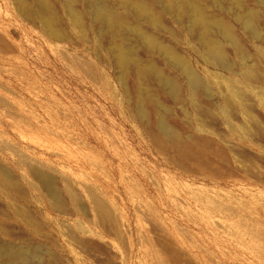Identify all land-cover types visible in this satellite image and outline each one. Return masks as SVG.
<instances>
[{
    "label": "rangeland",
    "instance_id": "374dc122",
    "mask_svg": "<svg viewBox=\"0 0 264 264\" xmlns=\"http://www.w3.org/2000/svg\"><path fill=\"white\" fill-rule=\"evenodd\" d=\"M36 2L0 0V264H264V0H47L55 39Z\"/></svg>",
    "mask_w": 264,
    "mask_h": 264
},
{
    "label": "bare ground",
    "instance_id": "6f19581e",
    "mask_svg": "<svg viewBox=\"0 0 264 264\" xmlns=\"http://www.w3.org/2000/svg\"><path fill=\"white\" fill-rule=\"evenodd\" d=\"M20 1V4H23V3H25L26 2V0H19ZM65 1V0H64ZM32 2V1H31ZM37 2H38V5H39V10L40 11H38L37 12V14H34L33 15V17L36 19V20H38V21H40L44 26H46L47 28H49V31H50V34H51V36L52 37H54V39H55V37H57L59 34L56 32V31H54L53 30V24H54V22L56 23V19H53V17L51 16V14L49 13V9L50 8H48V2H47V0H37ZM36 2V3H37ZM75 3V0H66V8H67V12L69 11H71V5L72 4H74ZM27 4V3H26ZM24 5V4H23ZM126 5V4H125ZM25 6V5H24ZM23 6V8H25V11H26V9L28 8H26V7H24ZM28 6V5H27ZM98 7V6H97ZM100 7V6H99ZM101 8V7H100ZM195 8V7H194ZM29 9V8H28ZM193 9V8H192ZM193 12H195V14H196V11H194V10H192ZM27 12V11H26ZM36 12V11H35ZM68 12V14H70ZM89 12V11H88ZM27 13H29V11L27 12ZM75 13V12H74ZM73 13V14H74ZM198 13V12H197ZM68 14H67V16H68ZM80 14V13H79ZM92 16H93V18L92 19H94V22L95 21H100V22H102V23H105L107 26L109 25H111V23L113 22V18H112V16L108 13V12H105V11H103V10H101V9H99V8H95V10L94 11H92L91 13H90ZM194 14V13H193ZM194 14V15H195ZM28 15V14H27ZM75 15V14H74ZM198 15H200V13L198 14ZM197 14H196V18H195V20L194 19H191V21L193 20V22L195 21V23L197 24V25H201L202 26V24L205 22V20L203 19H201L200 17H197L198 16ZM79 16V15H78ZM76 17V16H72V17H70V16H68V18L70 17L73 21H74V23H75V25L76 24H78L79 22H80V20H83L82 18L81 19H79V17ZM82 16V15H81ZM190 17V16H189ZM28 19V18H27ZM33 19V18H32ZM85 19V18H84ZM248 20H245V18H244V20H242L243 22H245V24L246 25H251V20H249V18H247ZM29 20H30V18H29ZM56 20V21H55ZM69 21H70V19H69ZM73 21L71 22V24L70 25H72L73 24ZM83 22V21H82ZM203 22V23H202ZM97 23V22H96ZM80 24V23H79ZM41 25V24H40ZM203 25H205V23L203 24ZM77 26V25H76ZM78 26H80L81 28H82V25L80 24V25H78ZM193 26V25H192ZM207 26V25H206ZM223 26H225V25H223ZM73 28L75 27V26H72ZM46 28V29H47ZM78 29V28H77ZM80 29V28H79ZM223 29V28H222ZM225 29V28H224ZM56 30H57V28H56ZM81 30V29H80ZM226 30V29H225ZM224 30V31H225ZM59 32V31H58ZM45 33H47V32H45ZM212 45V44H211ZM211 45L209 44V46L208 47H210L209 48V55H211L213 58H215V57H221V52H220V50L218 49V48H216L215 46H213V47H211ZM190 78V77H189ZM191 82H192V79L190 80ZM193 83V82H192ZM193 84H195V83H193ZM144 112V111H143ZM143 112H140V114H143ZM157 132L155 131L152 135H151V139L154 141V143L155 142H157V141H159L160 140V138L162 137V138H165V139H167V140H170L169 142H171V144H172V146L175 148V151H176V153L180 156V157H182V158H188L189 160H191L192 162H196V163H201V161L204 163H201V164H192V165H194V166H197L198 168H201V169H204V170H208V171H210L211 169H215V168H212V164H211V161H210V158L209 159H206L205 158V155H204V152L198 147V146H200V144L197 146V144H195V143H190L189 141H184V140H182V139H177V137L175 138V136L173 137L171 134H170V132L171 131H168V129H167V127L168 126H166L165 125V123L163 122V121H161L160 120V122L159 123H157ZM173 133V132H172ZM201 148H203V146L201 147ZM208 149V148H207ZM209 152V151H208ZM203 155H204V157H203ZM208 158V157H207ZM213 161V160H212ZM220 167V166H219ZM217 168V167H216ZM216 170V169H215ZM214 170V171H215ZM220 171V170H219ZM226 172V171H225ZM0 182H2V186L4 187V188H6V189H9V190H16V186H15V184L13 183V181H11V179L9 178V176H8V173H7V171H5L4 169H2V167H1V169H0ZM14 190V191H15ZM97 195V194H96ZM98 196L99 195H97V198H98ZM135 198V197H134ZM138 198H139V196H138ZM137 199V198H136ZM140 199H141V201H143L142 200V198L140 197ZM97 199L95 198V201H96ZM104 200V199H103ZM102 200V201H103ZM134 200V199H133ZM138 200V199H137ZM216 200V199H215ZM215 200H213V201H215ZM138 201H140V200H138ZM212 200H211V202H213ZM98 202H99V199H98ZM97 202V203H98ZM104 202H105V200H104ZM104 202H102L104 205H105V203ZM224 202V201H223ZM233 202L236 204V202L233 200ZM232 202V203H233ZM96 203V204H97ZM101 202L99 203V205L97 206L96 205V208H97V211L99 210V211H103L104 210V206H103V204H102ZM132 203H133V201H132ZM219 203V202H218ZM225 203V202H224ZM135 204H137V203H135ZM144 204V203H143ZM201 204V206H202V203H200ZM229 204V203H228ZM227 204V205H228ZM141 205V204H140ZM226 205V204H225ZM226 205V206H227ZM238 205V204H237ZM110 206H112V205H110ZM110 206H109V208H110ZM151 206V205H150ZM150 206H147V207H150ZM222 207H225L224 206V204L223 205H221ZM245 206H246V204H245ZM244 206V207H245ZM98 207H99V209H98ZM136 207V206H135ZM134 207V204H133V208H135ZM142 207V206H141ZM210 207V206H209ZM238 207L239 208H241L239 205H238ZM244 207H242L243 208V211H244ZM138 208L139 207H136V214L137 213H140L141 214V212L142 213H147V212H143V211H139V212H137L138 211ZM143 208H145V207H143ZM153 208V207H152ZM151 207L150 208H148V209H152ZM226 208V211L227 210H230V208H231V210H232V208H233V210H234V207H232V206H230V208H229V206H228V208L229 209H227V207H225ZM110 210H112V208L111 209H109V211ZM135 210V209H134ZM141 210V209H140ZM153 210V209H152ZM151 210V211H152ZM231 210H230V212H231ZM232 210V212H234ZM242 209H240V211H241ZM98 211V212H99ZM144 211H146L145 209H144ZM150 211V212H151ZM112 212H114L113 210H112ZM227 212H229V211H227ZM237 212H239L238 210H237ZM100 213V212H99ZM110 213V212H109ZM116 213V212H115ZM114 213V214H115ZM148 213H149V211H148ZM147 213V214H148ZM155 213H156V211H155ZM155 213H152L151 212V214H154V216L153 215H151V216H153V217H155ZM216 213V212H215ZM239 213H241L242 214V212H239ZM239 213H235V215L237 216H239ZM114 214H112V216L114 215ZM146 214V215H147ZM228 214V213H227ZM243 214H246V213H243ZM243 214L242 215H240L241 216V218H242V216H243ZM107 215H110L111 216V213L110 214H107ZM139 215V214H138ZM137 215V216H138ZM156 215H157V213H156ZM233 215V214H232ZM231 215V216H232ZM235 215H233V218H234V216ZM106 216V215H105ZM109 216V217H110ZM143 216V215H142ZM150 216V217H151ZM224 216V215H223ZM230 216V217H231ZM236 216H235V218H236ZM237 216V217H238ZM106 217H108V216H106ZM143 217H146L145 215L143 216ZM142 217V218H143ZM148 217V216H147ZM153 217H151V218H153ZM246 218V217H248V215L246 214L245 216H243V218ZM150 218V219H151ZM159 217H157V219H158ZM239 218V217H238ZM139 219V218H138ZM140 219H141V217H140ZM149 219V220H150ZM157 219H154V220H157ZM237 219V218H236ZM247 219L248 218H246V220H243V221H247ZM141 220H144V222L147 220L148 221V218H146V220L145 219H141ZM158 220H161L160 218L158 219ZM241 220V219H240ZM240 220H239V222H240ZM150 221H153V219H151ZM35 222V221H34ZM155 222H157V221H154V223ZM159 222V221H158ZM157 222V223H158ZM242 222V221H241ZM141 223V222H140ZM246 222H243V224H245ZM156 224V223H155ZM236 224V223H235ZM253 223H251V225H252ZM159 225V224H158ZM157 225V226H158ZM237 225H238V223H237ZM161 226H162V224H161ZM239 226H241V225H239ZM243 226V225H242ZM156 227V226H155ZM235 227V226H234ZM237 228H238V226H237ZM236 228V229H237ZM243 228H246V224H245V226H243ZM242 229V228H241ZM240 229V230H241ZM250 229V228H249ZM258 229V228H257ZM257 229H255V231L257 230ZM246 230V229H245ZM239 231V230H238ZM244 231V230H243ZM254 231V232H255ZM252 233V234H254V236H255V233ZM258 232H259V229H258ZM241 233V232H240ZM249 234H251V233H249ZM248 234V236H252L253 237V235L251 234V235H249ZM258 234H260L261 235V232L260 233H258ZM262 237L264 236V234L263 235H261ZM261 236H259V237H261ZM244 237V236H243ZM258 237V236H257ZM258 237V238H259ZM258 238H257V240H258ZM251 240V239H250ZM262 240V239H261ZM264 240V239H263ZM255 241V240H254ZM157 252V251H156ZM6 253V252H5ZM9 254H10V252H8ZM156 253H154V255H155ZM15 255V254H14ZM13 256V255H12ZM18 256V255H17ZM16 256V257H17ZM21 256V255H20ZM19 256V259H20V261H22L23 259L21 258ZM35 256V255H34ZM156 256V255H155ZM11 257V256H10ZM157 257H159V256H157ZM156 257V258H157ZM176 257V256H175ZM181 258L183 257V256H180ZM179 257V258H180ZM174 258V257H173ZM159 259V258H158ZM161 259V258H160ZM159 259V260H160ZM176 259V258H175ZM153 260H157V259H154L153 258ZM177 260H178V258L175 260V262L177 263ZM180 260V259H179ZM182 260V259H181ZM17 261V260H16ZM153 262V261H152ZM179 262V261H178ZM20 263V262H19ZM22 263V262H21ZM23 263L25 264V262L23 261ZM27 264V263H26ZM154 264V263H153Z\"/></svg>",
    "mask_w": 264,
    "mask_h": 264
}]
</instances>
